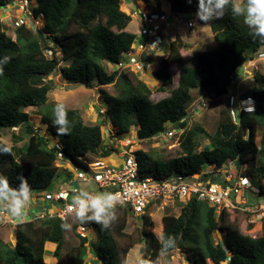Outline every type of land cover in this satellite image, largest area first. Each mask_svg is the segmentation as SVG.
Wrapping results in <instances>:
<instances>
[{"label": "trees", "instance_id": "trees-1", "mask_svg": "<svg viewBox=\"0 0 264 264\" xmlns=\"http://www.w3.org/2000/svg\"><path fill=\"white\" fill-rule=\"evenodd\" d=\"M29 1L35 17L44 19L40 28L15 27L14 40L0 29V146L9 147L1 141L4 130H15L10 132L11 136L24 142L20 148L9 147L10 153L0 155V174L8 178L10 187H18L20 177L27 180L31 190L51 187L59 170L53 148L55 139L62 144L65 157L72 161L76 159L73 153L102 158L116 153V149L105 144L101 125L85 124L75 109H66L70 134H57L53 126L56 105L46 106L55 84L46 78L66 63L60 68L66 83L99 87L98 96L106 105L102 116L104 122L108 119L116 138L132 135L136 127L138 130L134 135L141 142L154 143L158 134L169 130L177 132L174 138L181 153L175 158L155 157L153 149L135 152L141 175L152 174L159 178L172 172L198 175L206 166L216 169L235 160L239 166L246 165L247 176L260 187L259 195H264V74L254 72V86L241 95L254 100L255 111L241 113L238 127L232 121L228 105L221 108L216 133L209 138V148L198 150L199 136H209L201 126L190 127L188 123L186 105L191 100V91L200 90L213 100L226 95L238 69L252 61L264 46L258 39H253L243 17L231 14V5L226 7L223 18L215 19L209 25L216 43L214 48L186 59L181 56L178 35L169 43L168 57L159 59L153 76L160 83L158 90L167 92L172 84V62L179 72L177 87L168 97L152 102L151 88L136 74L130 71L107 73L103 66L118 63L121 54L128 52L135 40V35L126 31L131 17L122 11L121 0ZM142 1L147 8L157 11V0ZM169 1L173 13H196L197 0L191 4L188 0ZM7 4L6 0H0V8ZM145 60L148 62L150 57ZM116 84L120 89L117 95L103 89ZM29 107L44 108L41 113V124L46 128L44 134L40 133L39 127L34 129L30 124L29 114L24 111ZM195 109L196 106L193 111ZM260 126L263 131L257 142L256 132ZM48 138L53 139L52 144L48 143ZM201 180L215 182L217 177L204 174ZM115 208L118 218L107 230L101 231L94 222L82 224L96 232V241L76 233L78 245L64 255L61 254L65 234L61 225L64 222L44 218L19 223L15 226L14 245L5 243L0 237V264H46L44 248L47 242L55 244L52 252L55 264H86L88 249L95 264H126L129 251L147 238L151 252L145 264H159V256L168 255L175 249L192 252L193 256L188 258L190 264H264V217L258 234L244 235L236 224L228 221L229 213L237 209H224L217 216L213 207L193 199L177 216L167 213L161 217L162 232L158 239L150 238V229L154 226L148 217L141 218V228L127 233L131 213L126 207ZM198 221L200 232L195 237ZM72 229L76 232V225ZM169 237L175 239L176 247L162 251V245Z\"/></svg>", "mask_w": 264, "mask_h": 264}, {"label": "built area", "instance_id": "built-area-1", "mask_svg": "<svg viewBox=\"0 0 264 264\" xmlns=\"http://www.w3.org/2000/svg\"><path fill=\"white\" fill-rule=\"evenodd\" d=\"M15 2L9 5V9H13L20 14L15 20L14 26L26 25L33 29L32 25L28 24L29 20L35 19L34 7L31 6L32 2L29 0ZM139 14L142 23L140 37L135 38L131 49L121 54L118 63L113 65L114 70L118 73L121 71L143 72L148 68L145 58L152 57V55L145 52L147 46L156 52L163 49V32L171 26L169 15L165 12H154L153 10L148 13L139 11ZM190 14L192 13H173L175 16L174 24L182 25L187 29L193 28L194 21L189 17ZM185 16L187 17L185 18ZM250 62L255 64L264 63V46L260 48L255 58ZM241 95L229 93L228 96L229 114L234 123H236L237 113H253L255 111L254 100L250 97L242 98ZM199 106L201 108L205 107V103L201 101ZM137 130L136 127L132 132L135 133ZM176 133L174 130H169L166 133L156 135L154 140L160 137L171 139L176 136ZM107 135L108 142H104L107 147L116 149V153L113 154L118 159L111 161V156L102 158L88 154L83 156L87 160L86 166L79 164L76 159L74 162L65 157L62 144L58 139H55L53 148L56 152L58 166L64 161H70L75 172L70 174L68 182L61 184L57 190L49 191L46 189L42 196L29 201L26 206L28 212L26 221L56 218L61 222H72L76 224L77 232L81 236H85L88 228L80 224L75 218V212H69L67 207L71 203L72 196L79 195L78 189L87 191L92 195H96L98 192L119 193L122 202L116 204L115 207H126L132 217H148L151 219L152 214L148 213V210L153 209L161 217L167 213L178 212L179 214L181 208L193 199L213 207L215 214L219 216L224 209L238 210L248 206L246 195L251 197L260 196V187L255 185L251 178L247 176L246 167L239 166L235 160L228 161L224 166L216 169L206 166L198 175H185L175 172L162 178L155 177L152 174L141 175L135 151L131 149L134 136L130 135L118 139L111 132V127L108 129ZM112 142L118 143L120 147L114 146ZM204 174L213 175L217 177V180L215 182L201 180ZM84 186L92 187V189H87ZM39 203H42L40 208L34 210ZM258 206L263 208L261 205ZM17 222L0 208V224L16 225ZM88 252L89 250H87Z\"/></svg>", "mask_w": 264, "mask_h": 264}, {"label": "rangeland", "instance_id": "rangeland-1", "mask_svg": "<svg viewBox=\"0 0 264 264\" xmlns=\"http://www.w3.org/2000/svg\"><path fill=\"white\" fill-rule=\"evenodd\" d=\"M8 5L11 3H16L15 0H6ZM18 1V0H16ZM124 1V3H123ZM167 0H157L156 1V10L161 12H166L169 15L171 25L174 24V15L172 11L170 12L171 8L168 10L167 6ZM32 6V5H31ZM139 8L134 4L132 0H121V9L122 11L129 15L131 17V21L128 24V27L126 28V31L129 33H133L135 35V38L140 37V29H141V19L140 14L138 13L139 9H141L142 13L149 12L150 9L141 8L140 5H138ZM0 8V29L5 32V34L14 40V23L15 20L20 16V14L17 11H14L13 9L7 8ZM143 7V6H142ZM196 13H192L189 15L190 18L194 21V28L189 31L184 29L183 27H180L179 25L174 24L171 28L168 29V34L166 36V43L167 46L164 51L156 52L153 51L150 47L147 46L146 53L152 55V58L150 59L146 64H149L151 73H153L156 68L158 67L159 59L161 58H167L168 57V50H169V43L174 40L175 36L173 35V31H178L180 36V53L183 58L191 59L193 56H195L197 53L210 50L213 48L215 44L210 28H209V22L205 23L200 20L195 15ZM187 16H185L186 18ZM215 20V19H214ZM213 21V20H212ZM44 23V19L42 16L36 17L34 20H29L30 25H32L33 29L40 28ZM172 32V33H171ZM174 36V37H173ZM209 41L213 44L209 45ZM137 45V44H136ZM215 47V46H214ZM49 56V54H47ZM190 62V61H189ZM66 63H62L57 70H55L53 73H51L46 80H53L55 84V89H53L48 97V102L46 106H53V105H63L65 110H78L81 114V117L85 124L87 125H101V131H102V138L107 143L108 137L107 131L111 127L108 119L104 122L103 114L106 111V105L104 104L103 100L98 96L99 87L96 84H93L91 87H85L82 84L74 85L70 83H66L61 75H60V68L63 67ZM170 72L172 75V84L171 88L167 90V92H160L158 90V87L160 86V83L158 80L153 76H149L148 79H144L143 76L137 75L140 80L144 81L147 86L151 88V96L150 100L152 102H157L161 99H164L170 95L171 90L177 87V79H178V68L177 66L170 62ZM190 64V63H189ZM107 71V73L113 72L114 67L110 65H103ZM259 71L262 74H264V63H247L244 68L243 75H240L238 79V84L233 83L230 85L227 89V94L223 95L222 97L218 99H210L206 94H202L200 90H192L191 91V100L189 103H187L186 107L189 110V118L188 123L190 127H193L195 125L201 126L205 132L208 134L209 137H205L203 135H200L198 138V150L209 148L210 146V140L209 138L214 136L216 133L217 128V120H218V113L221 108L226 107L228 96L230 94H241L246 89L251 88L254 86V81L252 79L253 73ZM137 74V73H135ZM246 78V79H245ZM103 89H105L109 94L111 95H117L119 93V87L116 85H108L105 86ZM202 100L205 103V107L199 106V101ZM201 102V101H200ZM197 105V106H196ZM197 107L198 110L193 111L194 107ZM29 114V122L30 124L36 128H40V133L44 134L45 132V126H42L41 124V113L44 111V108L37 109L34 107H29L24 110ZM193 111V112H192ZM15 131V130H11ZM11 131L4 130L2 133L1 141L8 145L9 147L14 148H20L23 145V140H17L14 139L11 136ZM263 127L260 126L257 128V142L260 139V136L262 134ZM132 135L134 136V143L131 147L134 151H137L139 149L143 151H153L155 152L154 156H160L163 160H169L172 158H175L180 155L181 150L176 142V139L173 137L171 139L160 137L157 142H141L139 140H136V135L132 132ZM18 136V135H17ZM18 138V137H16ZM48 143L52 144L53 139L48 138ZM112 144L116 147H120L118 143ZM75 154L76 160L79 164L82 166H86L87 160L84 157L79 156L76 153ZM118 157H115V154H112L110 157L111 161L117 160ZM258 158H257V165H258ZM241 167H246L245 164L241 165ZM74 167L70 161H64L59 165V170L57 172V175L55 179L52 181L51 187L48 189L49 191L57 190L60 185L67 183L70 177V174H73ZM253 182V180L251 179ZM254 183V182H253ZM85 187V186H84ZM87 189H92V187H85ZM32 195L30 201H33V198L36 200L37 197L42 196L44 190L37 191V190H31ZM246 200L248 203V206L242 207V209H238V211L230 212L228 215V221L230 223H234L238 226L241 233L244 235L249 236H255L258 234L260 229V221L261 218L264 217V195L257 196V197H251L246 195ZM42 203H39L38 207H35L34 210L39 209ZM209 206L208 204H206ZM258 205H261L263 208H259ZM148 213L152 214V223L154 227H151V235L150 238L153 236L155 238L160 239L161 238V215L159 213H156L153 209L148 210ZM173 215H178V212L173 213ZM141 218H136L135 216H131L128 221V226L126 228L127 233H131L132 230L135 228H141ZM200 218V217H199ZM70 224V228H65V234H64V246L62 248L61 254L64 255L66 252L70 251V249L76 247L79 243V240L76 236L77 231L74 232L72 229L73 223H67ZM253 225L252 227H249V225ZM15 226L12 224H0V237L1 239L10 245H14L16 243L15 238ZM200 232V222L198 221V225L194 229L195 237L199 235ZM87 235L90 236V238L94 241L97 240V234L94 230L88 229ZM215 240L218 238V235L216 234L214 236ZM217 241V240H216ZM45 249V248H44ZM55 249V248H54ZM46 255L44 257V262L46 264H55L56 259L53 258L52 253H48V251L45 249ZM151 252L150 247V239H145V241H142L140 243H137L134 245V247L129 251L127 254L125 261L126 264H145L149 258V254ZM193 253L189 252L186 249H175L172 252H170L168 255H161L158 257L159 264H190L188 261V258L192 257ZM50 259H52L50 261ZM90 261H88L86 264H95L96 260L90 257ZM93 259V260H92Z\"/></svg>", "mask_w": 264, "mask_h": 264}, {"label": "clouds", "instance_id": "clouds-1", "mask_svg": "<svg viewBox=\"0 0 264 264\" xmlns=\"http://www.w3.org/2000/svg\"><path fill=\"white\" fill-rule=\"evenodd\" d=\"M192 2L193 0H188L189 4H191ZM229 5H231L230 11L234 17H243L244 24L249 29V32L253 39H258L261 44H264V0H197V10L195 15L198 20L205 23L214 19H221L225 15L226 7ZM163 39V49L159 52L164 51V47L167 46L165 37H163ZM150 59L154 58L151 57ZM247 63H244L242 65L243 72ZM113 71L115 70L113 69ZM0 72H2V67H0ZM236 84H238V82ZM69 125L70 122L67 118V112L64 106L56 105L53 126L56 128L57 134L69 135ZM136 140L138 139L136 138ZM157 140L155 141L157 142ZM10 152L11 149L9 147L0 146V155ZM77 191L79 192V195H73L71 203L67 206L69 212L74 211L75 218L81 224L94 222L95 224L100 226L101 231L109 229L118 218L115 206L116 204L122 202L120 200V194L112 192H98V194L92 195L84 190L78 189ZM31 195V189L24 177H20V183L18 187L13 188L10 187L8 178L5 175L0 174V208H2L9 217L18 221L17 224L29 222L26 221L28 217L26 206L31 199ZM61 227L67 229L70 228L71 225L64 222ZM175 247V239L169 237L162 245V251L174 249ZM90 257L95 260V258L89 251L85 258V263L91 260Z\"/></svg>", "mask_w": 264, "mask_h": 264}, {"label": "crops", "instance_id": "crops-1", "mask_svg": "<svg viewBox=\"0 0 264 264\" xmlns=\"http://www.w3.org/2000/svg\"><path fill=\"white\" fill-rule=\"evenodd\" d=\"M16 1V0H15ZM133 2H134V4L139 8V6L138 5H140L141 6V8H146V9H149V8H147L146 7V5L144 4V2L142 1V0H132ZM123 3H124V1H123ZM167 6H168V10L171 8V4H170V1L169 0H167ZM10 5V4H9ZM9 5L7 6V8H9ZM143 6V7H142ZM11 10V9H10ZM139 11H141V9H139ZM139 11H138V13H139ZM171 11V10H170ZM166 13V12H165ZM212 22V21H211ZM210 22V23H211ZM210 23L208 24V25H210ZM172 26H174V24L173 25H171V26H169V28H171ZM180 27H183L184 29H186V30H189V31H191L193 28H194V26H195V24H194V26H193V28H191V29H187L186 27H184V26H182V25H179ZM128 27V26H127ZM169 28H167V29H165L164 30V32H163V35H164V37H165V39H166V36H167V32H168V29ZM172 33V32H171ZM133 34V33H132ZM173 35L174 36H176V35H178V36H180V34H179V32L178 31H173ZM173 36V37H174ZM181 37V36H180ZM182 38V37H181ZM209 45H212L213 46V44L209 41ZM216 44V43H215ZM214 46H216V45H214ZM214 46H213V48H214ZM166 48V47H165ZM208 50V49H207ZM207 50H205V51H207ZM202 52H204V51H202ZM171 65V64H170ZM150 67V65L148 64V68ZM145 69V70H143V72H138L136 75H139L140 77L141 76H143V78L146 80V79H148L149 78V76H152V73H151V71H150V69ZM151 68V67H150ZM178 77H179V74H178ZM246 79V78H245ZM143 80V79H142ZM177 83H178V79H177ZM162 227V226H161ZM54 248H55V244H53V243H50V242H47L46 244H45V249L48 251V253H52L53 251H54ZM52 259H50V261H51Z\"/></svg>", "mask_w": 264, "mask_h": 264}, {"label": "water", "instance_id": "water-1", "mask_svg": "<svg viewBox=\"0 0 264 264\" xmlns=\"http://www.w3.org/2000/svg\"><path fill=\"white\" fill-rule=\"evenodd\" d=\"M243 72V66H241L238 71L236 72V75L234 76V83L236 84L238 82L239 76L242 74ZM240 118H241V114L237 113L236 115V125L239 127L240 125Z\"/></svg>", "mask_w": 264, "mask_h": 264}]
</instances>
